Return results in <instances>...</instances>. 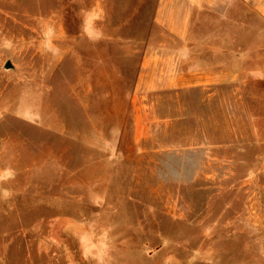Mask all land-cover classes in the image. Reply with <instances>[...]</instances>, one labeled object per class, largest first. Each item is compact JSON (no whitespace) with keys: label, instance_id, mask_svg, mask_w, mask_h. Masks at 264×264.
<instances>
[{"label":"rangeland","instance_id":"1","mask_svg":"<svg viewBox=\"0 0 264 264\" xmlns=\"http://www.w3.org/2000/svg\"><path fill=\"white\" fill-rule=\"evenodd\" d=\"M95 6L0 3V264H264V22L249 10L241 88L158 90L134 137L131 88L88 98L79 48L42 39L85 32Z\"/></svg>","mask_w":264,"mask_h":264},{"label":"crops","instance_id":"2","mask_svg":"<svg viewBox=\"0 0 264 264\" xmlns=\"http://www.w3.org/2000/svg\"><path fill=\"white\" fill-rule=\"evenodd\" d=\"M12 1L0 0V3ZM135 2L132 6V1L127 4L124 1L125 15L113 12L110 17L108 0H96L95 16L86 18L85 32L48 33L42 37L59 56L79 48L82 69L88 74V81L95 82V87H88V98L94 93L95 97L114 102L112 93L104 94L98 89H118L121 81L131 88L128 101L132 106L134 137L146 136L152 128L147 111L155 104L153 94L158 90L209 91L220 84L242 87L245 82L242 74L249 72L245 46L247 17L251 10L263 23L264 0ZM117 4L115 8L119 9ZM153 27L157 32L152 31ZM55 41L62 43L57 45ZM137 57H140L138 71ZM139 90H142L140 97L136 95ZM88 98L86 105L98 102ZM212 98L209 92L208 102ZM119 128L112 124L107 135L97 136L98 151L114 153L108 136L115 135L119 140Z\"/></svg>","mask_w":264,"mask_h":264},{"label":"water","instance_id":"3","mask_svg":"<svg viewBox=\"0 0 264 264\" xmlns=\"http://www.w3.org/2000/svg\"><path fill=\"white\" fill-rule=\"evenodd\" d=\"M4 68H5V69H11V68H13V64L11 63V61H7V62L5 63Z\"/></svg>","mask_w":264,"mask_h":264}]
</instances>
